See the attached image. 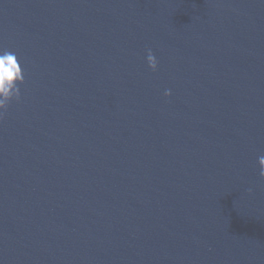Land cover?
<instances>
[{"label": "water", "instance_id": "1", "mask_svg": "<svg viewBox=\"0 0 264 264\" xmlns=\"http://www.w3.org/2000/svg\"><path fill=\"white\" fill-rule=\"evenodd\" d=\"M0 49V264H264V0H0Z\"/></svg>", "mask_w": 264, "mask_h": 264}, {"label": "clouds", "instance_id": "2", "mask_svg": "<svg viewBox=\"0 0 264 264\" xmlns=\"http://www.w3.org/2000/svg\"><path fill=\"white\" fill-rule=\"evenodd\" d=\"M146 63L148 68L155 72L157 61L153 52L149 49L146 53ZM24 82V75L17 54L12 51L0 49V118L6 111L12 100H19L20 85ZM171 95L170 90H165L164 96ZM259 178L264 180V154L257 157Z\"/></svg>", "mask_w": 264, "mask_h": 264}]
</instances>
